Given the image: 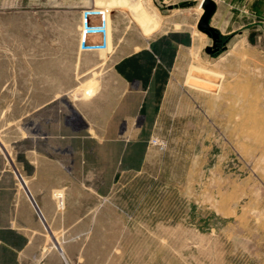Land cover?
Returning <instances> with one entry per match:
<instances>
[{"label":"rangeland","instance_id":"rangeland-1","mask_svg":"<svg viewBox=\"0 0 264 264\" xmlns=\"http://www.w3.org/2000/svg\"><path fill=\"white\" fill-rule=\"evenodd\" d=\"M179 1L0 0V149L21 131L28 72L53 73L61 62L66 77L83 26L101 20L88 18L91 9H104L106 45L83 52L129 53L135 38L144 46L167 32L176 42L173 66L139 93L148 123L141 144H126L136 147L125 161L135 169L112 177L108 220L95 223L94 239H76L71 255L58 234L63 264H264V16L249 0H215L221 38L211 51L198 27L201 0Z\"/></svg>","mask_w":264,"mask_h":264},{"label":"crops","instance_id":"crops-1","mask_svg":"<svg viewBox=\"0 0 264 264\" xmlns=\"http://www.w3.org/2000/svg\"><path fill=\"white\" fill-rule=\"evenodd\" d=\"M248 6L264 16V0ZM137 29L142 32L136 22ZM173 35L144 46L135 38L137 48L129 53L83 52L78 42L66 77L61 62L53 73L41 66L28 72L34 80L22 93L32 98L21 131L0 149V264H63L58 234L66 232L71 255L81 246L76 239L95 238V223L108 220L112 177L135 169L125 161L137 156L136 147L126 144H141L148 123L147 110L139 112L145 101L139 93L163 76L164 64L173 66ZM116 144L125 145L114 157Z\"/></svg>","mask_w":264,"mask_h":264},{"label":"water","instance_id":"water-1","mask_svg":"<svg viewBox=\"0 0 264 264\" xmlns=\"http://www.w3.org/2000/svg\"><path fill=\"white\" fill-rule=\"evenodd\" d=\"M197 3V0H181L178 5L181 7L192 6ZM202 6L204 7V12L198 20V27L200 30L208 33L213 38L212 46H209V50L214 51L218 49V42L220 41L221 32L216 26L211 23V17L216 12L217 3L215 0H203ZM100 19V18H99ZM98 23H101L99 20Z\"/></svg>","mask_w":264,"mask_h":264},{"label":"built area","instance_id":"built-area-1","mask_svg":"<svg viewBox=\"0 0 264 264\" xmlns=\"http://www.w3.org/2000/svg\"><path fill=\"white\" fill-rule=\"evenodd\" d=\"M99 13V17L101 19V23H95V24H91L88 26V24L86 23L83 26V30H82V36H81V42H80V46L81 45H98V44H103L104 46L106 45V33H107V25H106V20L103 14L104 9L103 8H98V9H91L89 14H88V18L93 16L94 13ZM98 17V18H99ZM89 21V20H88ZM87 21V22H88ZM264 21V18H263ZM87 26V27H86ZM91 34H101L103 35V42H94L91 40V37L89 35ZM88 35V36H86ZM19 178L23 183V178L21 176V174L19 173Z\"/></svg>","mask_w":264,"mask_h":264},{"label":"bare ground","instance_id":"bare-ground-1","mask_svg":"<svg viewBox=\"0 0 264 264\" xmlns=\"http://www.w3.org/2000/svg\"><path fill=\"white\" fill-rule=\"evenodd\" d=\"M201 2H202V1H201ZM201 2L198 4V5H199V6H198L199 8H201Z\"/></svg>","mask_w":264,"mask_h":264}]
</instances>
